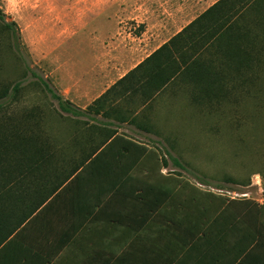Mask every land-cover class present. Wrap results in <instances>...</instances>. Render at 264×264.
<instances>
[{
	"label": "rangeland",
	"instance_id": "1",
	"mask_svg": "<svg viewBox=\"0 0 264 264\" xmlns=\"http://www.w3.org/2000/svg\"><path fill=\"white\" fill-rule=\"evenodd\" d=\"M244 1V12L228 9L225 19L236 21L243 38L234 48L199 52L203 74L178 76L155 100L159 128L148 132L158 138L122 133L154 148L165 174L228 199L263 204L264 0ZM155 7V0H0L1 131L39 136L51 149L66 150L63 161L73 159L75 143H100L119 132L93 122L91 108L82 112L73 104L82 77L74 63L90 57L91 35L106 32L107 13H150ZM126 25L129 30L134 22ZM104 37L110 51V36ZM108 50L103 47L107 56Z\"/></svg>",
	"mask_w": 264,
	"mask_h": 264
},
{
	"label": "trees",
	"instance_id": "2",
	"mask_svg": "<svg viewBox=\"0 0 264 264\" xmlns=\"http://www.w3.org/2000/svg\"><path fill=\"white\" fill-rule=\"evenodd\" d=\"M210 14L148 61L169 54L177 39ZM242 38L231 23L211 44H235ZM196 63L197 59L185 70ZM16 133L0 129V259L12 250L19 264H29L32 255L42 257L46 237L75 234L82 228L67 227L66 221L89 222L105 217L106 207H112L113 218L130 219L132 231L142 229L143 264H264V203L228 199L165 174L154 148L125 135L114 134L91 145L75 143L73 159L63 161L66 150L51 149L39 136L32 140ZM67 243L57 241L53 250ZM49 262L42 258L38 264Z\"/></svg>",
	"mask_w": 264,
	"mask_h": 264
},
{
	"label": "crops",
	"instance_id": "3",
	"mask_svg": "<svg viewBox=\"0 0 264 264\" xmlns=\"http://www.w3.org/2000/svg\"><path fill=\"white\" fill-rule=\"evenodd\" d=\"M219 1L155 0V10L150 13H119L120 19L118 13H107V21L104 22L106 32L91 35L90 57L85 62L74 63L75 72L78 66L82 68V77L76 80V100L72 103L82 112L91 108L92 121L119 130L117 135H125L123 130L151 135L148 132L150 129L159 128L155 119V100L171 87L178 76L203 74L198 70V65H204L205 59L198 53L204 50L208 53L216 49L222 51L221 47L227 49L229 45L211 44L229 24L234 25V19L225 20L228 17L226 11H236L237 8L244 12L249 6L243 7L244 0H227L219 9L210 11ZM206 13L211 14L177 39L170 46L169 54L148 61L156 51ZM128 20L134 22V27L129 30L126 25ZM139 27L142 30L138 32ZM91 28L98 30L97 21L91 22ZM233 29L236 30L234 26ZM106 35L110 36V51V44L102 41ZM233 45L229 47L234 48ZM103 47L109 51L108 56L103 52ZM195 59L196 65L190 71L185 70ZM118 107H124L126 112H118ZM137 117H140L139 126H136ZM125 208L130 210L132 207L128 205ZM113 210L106 207L105 217L89 222L66 221L64 224L67 227L73 224L82 228L75 234L56 237L51 234L46 237L42 257L32 255L29 264H38L42 258L50 259L48 264H143L146 254L141 250L145 238L142 229L132 231L128 228L130 219L113 218ZM57 241L68 243L56 252L53 248H57ZM18 256L14 251H8L0 259V264H19Z\"/></svg>",
	"mask_w": 264,
	"mask_h": 264
}]
</instances>
